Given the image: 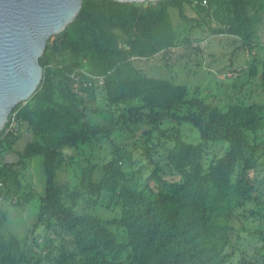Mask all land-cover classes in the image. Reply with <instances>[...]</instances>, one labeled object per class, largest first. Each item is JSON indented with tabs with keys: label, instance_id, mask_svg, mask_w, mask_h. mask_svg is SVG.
<instances>
[{
	"label": "trees",
	"instance_id": "trees-1",
	"mask_svg": "<svg viewBox=\"0 0 264 264\" xmlns=\"http://www.w3.org/2000/svg\"><path fill=\"white\" fill-rule=\"evenodd\" d=\"M263 19L264 0H82L76 17L47 40L37 89L0 132V152L21 138L17 128L29 137L17 152L19 169L0 167V197L13 206L34 201L37 212L25 244L7 229L9 212L0 203V264H264V106L222 110L134 65L175 47L194 48L208 34L245 45ZM97 89L105 102L90 108L83 93ZM95 115L103 119L94 122ZM170 121L196 130L199 141H186L179 128L166 132ZM138 126L147 157L161 139L173 144L165 156L169 173L154 163L147 178L151 197L130 185L123 167L133 157L114 142ZM103 141L112 157L97 178L96 165L86 162L75 187L59 181L73 151ZM217 145L223 153L206 164ZM38 156L44 194L13 202L21 170ZM111 208L119 214L105 219L101 209ZM38 226L60 235V247L40 255L32 239Z\"/></svg>",
	"mask_w": 264,
	"mask_h": 264
},
{
	"label": "rangeland",
	"instance_id": "rangeland-1",
	"mask_svg": "<svg viewBox=\"0 0 264 264\" xmlns=\"http://www.w3.org/2000/svg\"><path fill=\"white\" fill-rule=\"evenodd\" d=\"M145 3L143 2V4ZM214 10L213 7L211 12L213 13ZM187 14L189 16L194 15L190 12ZM171 15L174 17L177 14L171 13ZM211 23L214 24V21H211ZM235 39L237 38L221 33L208 34L199 44L194 43V48L175 47L170 49L169 52H160L150 59H136L134 65L144 75L168 81L175 86H184L190 97L202 98L207 104L217 106L222 110L232 104H244L246 106L259 104L264 106V19L263 23L255 28L247 44L243 45L240 42L241 40ZM195 49H198V51ZM65 57L66 61H70L69 56L66 55ZM99 83L97 79V84L102 87L103 82ZM86 85L85 83L82 85L78 83L75 86L79 89L81 86L85 87ZM101 89H97L94 95L83 93L90 108H93L96 104L103 105L105 102L104 91ZM25 102L21 104H25ZM100 108L104 109L105 106ZM93 117L94 122L103 119L102 115ZM162 127L165 128L166 132H168V129L172 131L174 128H179L182 137L186 141L192 143L199 141L197 131L187 124L170 121L164 123ZM143 128L138 126L133 128L132 133L131 131L124 132L121 136H115L114 142L117 146L125 148L133 157V161L131 163L126 162L125 167H123L124 171L129 174L130 185L134 189L142 190L144 194L151 197L153 194L147 188V178L155 167L154 163L159 164L165 172L169 173L165 156L173 144L161 139L158 148L153 150L152 157H147L144 151ZM17 133L21 138L14 142L10 149L0 152V167L10 166L19 169V165L16 164L18 161L17 152L23 149L29 137L21 128L20 130L17 128ZM153 141L157 142V135ZM222 147L224 148L220 145L209 147L210 155L205 160L206 164L214 154L220 156L223 153ZM111 151L112 148L105 141L95 143L76 152L73 151L72 163L63 164L59 171V181L62 184L75 187L79 183V171L86 162L96 165L95 177L97 178L101 167L111 159ZM19 181L21 183L20 192L18 196L13 197V202L18 203L20 195L24 199L27 196L33 195L34 198H37L44 194V174L41 157H34L31 161H26V167L21 170ZM1 187L2 184H0ZM0 203L9 212L7 229L9 228L21 239L22 243H29L31 241L30 231L37 220L34 201L26 207L13 206L8 202H4L0 197ZM119 212L117 208L107 211L101 209L100 211L105 219L111 218ZM28 234L30 237H26ZM32 239L37 243L40 255L47 253V246L51 245L59 248L63 243L60 235L45 231L42 226H38L33 231ZM66 247L72 248L71 246ZM30 253L36 255L34 252Z\"/></svg>",
	"mask_w": 264,
	"mask_h": 264
},
{
	"label": "water",
	"instance_id": "water-1",
	"mask_svg": "<svg viewBox=\"0 0 264 264\" xmlns=\"http://www.w3.org/2000/svg\"><path fill=\"white\" fill-rule=\"evenodd\" d=\"M81 6L82 0H0V132L11 110L28 100L40 84L39 59L47 40L62 32Z\"/></svg>",
	"mask_w": 264,
	"mask_h": 264
},
{
	"label": "built area",
	"instance_id": "built-area-1",
	"mask_svg": "<svg viewBox=\"0 0 264 264\" xmlns=\"http://www.w3.org/2000/svg\"><path fill=\"white\" fill-rule=\"evenodd\" d=\"M99 80V84H101V82H103L102 78L98 79ZM88 84V83H85V85Z\"/></svg>",
	"mask_w": 264,
	"mask_h": 264
}]
</instances>
